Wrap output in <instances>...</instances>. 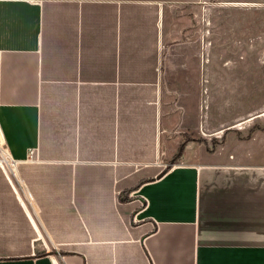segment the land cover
<instances>
[{
    "label": "crops",
    "instance_id": "crops-1",
    "mask_svg": "<svg viewBox=\"0 0 264 264\" xmlns=\"http://www.w3.org/2000/svg\"><path fill=\"white\" fill-rule=\"evenodd\" d=\"M220 15L264 0H0V264H264V121L220 130Z\"/></svg>",
    "mask_w": 264,
    "mask_h": 264
},
{
    "label": "rangeland",
    "instance_id": "rangeland-1",
    "mask_svg": "<svg viewBox=\"0 0 264 264\" xmlns=\"http://www.w3.org/2000/svg\"><path fill=\"white\" fill-rule=\"evenodd\" d=\"M218 54L220 130L228 124L238 137H248L264 121V15H220ZM204 141L214 148L223 134Z\"/></svg>",
    "mask_w": 264,
    "mask_h": 264
},
{
    "label": "trees",
    "instance_id": "trees-1",
    "mask_svg": "<svg viewBox=\"0 0 264 264\" xmlns=\"http://www.w3.org/2000/svg\"><path fill=\"white\" fill-rule=\"evenodd\" d=\"M181 151V150H180ZM181 152L178 153V155H176V157L172 160V163H174L175 160H177V158L179 157Z\"/></svg>",
    "mask_w": 264,
    "mask_h": 264
},
{
    "label": "built area",
    "instance_id": "built-area-1",
    "mask_svg": "<svg viewBox=\"0 0 264 264\" xmlns=\"http://www.w3.org/2000/svg\"><path fill=\"white\" fill-rule=\"evenodd\" d=\"M30 153H31V155H32V153H33V150H31V151H30ZM140 204H141V202H140Z\"/></svg>",
    "mask_w": 264,
    "mask_h": 264
}]
</instances>
